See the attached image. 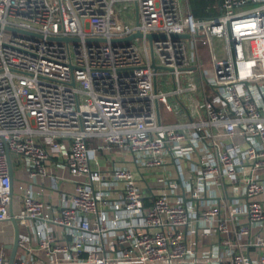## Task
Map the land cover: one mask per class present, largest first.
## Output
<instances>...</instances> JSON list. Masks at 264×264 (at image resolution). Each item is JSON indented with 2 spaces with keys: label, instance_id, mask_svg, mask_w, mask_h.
<instances>
[{
  "label": "built area",
  "instance_id": "built-area-1",
  "mask_svg": "<svg viewBox=\"0 0 264 264\" xmlns=\"http://www.w3.org/2000/svg\"><path fill=\"white\" fill-rule=\"evenodd\" d=\"M212 7L0 0V264L11 204L13 264H264V0Z\"/></svg>",
  "mask_w": 264,
  "mask_h": 264
},
{
  "label": "crops",
  "instance_id": "crops-1",
  "mask_svg": "<svg viewBox=\"0 0 264 264\" xmlns=\"http://www.w3.org/2000/svg\"><path fill=\"white\" fill-rule=\"evenodd\" d=\"M188 98L190 99L189 96H184L182 98V103L176 102V103H178V107L182 106V105H179V104H183V103L187 104ZM88 142H89L90 147H92V148H94V146L97 145V142L94 139H90ZM99 163H100V168L101 169L108 170L112 166L113 159L110 157V155L108 153L106 154L105 151H101L100 157H99ZM92 166L94 167V160L92 161ZM48 168H49L50 172H53L54 174H58L60 176L69 178V174H68L67 170H65V169H63L61 167H58L56 165V163H54V162L49 163L48 164ZM18 177L23 178L22 173H19ZM43 182H44L45 185H50V179H48V178L47 179L39 178L38 183H43ZM32 188H33V195H34L35 198L44 199L45 196H46V197H48L51 200V202L55 206L59 205L61 197H60V195H59V193L57 191L51 190L50 192H47V193L44 194L43 192L40 191V189H38V188H36L34 186ZM214 239H215V237L212 238V240H214ZM256 253H257V251L253 252V255H255Z\"/></svg>",
  "mask_w": 264,
  "mask_h": 264
},
{
  "label": "water",
  "instance_id": "water-1",
  "mask_svg": "<svg viewBox=\"0 0 264 264\" xmlns=\"http://www.w3.org/2000/svg\"><path fill=\"white\" fill-rule=\"evenodd\" d=\"M25 33H27V32H25ZM142 36H143L142 33L137 32V33H134L133 35L127 37L125 39V41L133 40L134 38H138V37H142ZM157 36H159V35H156V34H147L146 35V37L149 40H152L153 38H155ZM173 37H176V38L177 37H191V35L190 34H182V35L176 34V35H173ZM62 40L69 41L70 39L67 38V37H65ZM152 67L155 70H158L159 69V67L154 62L152 64ZM7 154H8V160H9L11 180L13 182V179H14L13 166H12L11 156H10V151L9 150H8ZM12 191H13V188H12ZM9 221L12 223V225L14 227V240H13V243H9V244L5 245V248H7V249L10 250L9 264H13L14 261H15V258H16L17 250H18L19 227H18L17 220H16V218L14 216V209H13L12 204L10 205V217H9Z\"/></svg>",
  "mask_w": 264,
  "mask_h": 264
},
{
  "label": "rangeland",
  "instance_id": "rangeland-1",
  "mask_svg": "<svg viewBox=\"0 0 264 264\" xmlns=\"http://www.w3.org/2000/svg\"><path fill=\"white\" fill-rule=\"evenodd\" d=\"M216 44L220 48V50L218 51V56H219V58H223V44H222V42H219V41H216ZM191 77L194 78V80H193L194 83L198 84L200 82L199 81L200 79H199L198 75L194 74ZM159 80L162 81L163 80V76H159ZM170 87H172V84L170 85ZM189 95H191V94H189ZM170 102H171L172 105L178 106V103L174 102V99H171ZM179 109L182 110V107L179 106ZM162 113H163V115L165 117H167L169 119V122H177L178 119H177V117H176V115L174 113L168 112L165 108H162ZM164 171L166 172V176L165 177H167V175L169 174V170H167V169L163 170V171H149V172L146 173V175L149 176V179H151V181H154L156 176H158V175L164 176ZM146 194H148L147 191H146ZM6 228H7V224L3 225V230L1 231V238H5Z\"/></svg>",
  "mask_w": 264,
  "mask_h": 264
},
{
  "label": "trees",
  "instance_id": "trees-1",
  "mask_svg": "<svg viewBox=\"0 0 264 264\" xmlns=\"http://www.w3.org/2000/svg\"><path fill=\"white\" fill-rule=\"evenodd\" d=\"M192 13L197 18L214 16L217 10L213 9L216 0H189Z\"/></svg>",
  "mask_w": 264,
  "mask_h": 264
}]
</instances>
